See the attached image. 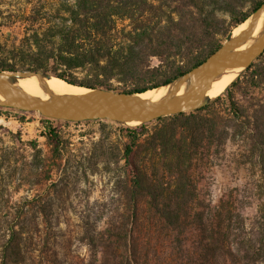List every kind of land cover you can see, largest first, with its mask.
Segmentation results:
<instances>
[{
  "label": "trees",
  "instance_id": "obj_1",
  "mask_svg": "<svg viewBox=\"0 0 264 264\" xmlns=\"http://www.w3.org/2000/svg\"><path fill=\"white\" fill-rule=\"evenodd\" d=\"M262 1L254 0L250 13L243 11V0H59L53 14L34 6L26 18L30 27L22 45L0 59V70L45 73L86 88L145 92L201 63ZM220 13L227 18H218ZM43 18L47 25L33 27ZM152 58L158 63L152 65ZM258 59L244 68L246 84L253 89L264 85V65ZM76 71L84 76L76 77ZM146 77L155 82L139 85ZM238 81L236 77L221 94L195 110L125 130L129 140L123 157L130 174L132 210L137 213L144 197L167 229L179 236L196 231L195 240L183 250L185 264H252L264 259V199L248 220L225 206L215 207V214L191 208L196 191L192 162L202 161L211 146L217 149L243 129L264 175V96L256 99L251 115H246L229 94ZM223 96L228 117L210 107ZM152 122L157 124L148 132L147 124ZM44 135L53 157L59 159L63 141L58 130L45 127ZM29 144L34 146L32 141ZM5 225L0 264H15L21 255L23 226Z\"/></svg>",
  "mask_w": 264,
  "mask_h": 264
},
{
  "label": "rangeland",
  "instance_id": "obj_2",
  "mask_svg": "<svg viewBox=\"0 0 264 264\" xmlns=\"http://www.w3.org/2000/svg\"><path fill=\"white\" fill-rule=\"evenodd\" d=\"M58 2L0 0V59L22 45L30 27L26 18L34 6L53 14ZM253 2L243 0V11L250 13ZM216 16L227 18L221 13ZM46 20L39 19L33 27H44ZM157 63L151 59L152 65ZM257 63L264 65V51ZM244 74L243 68L229 94L239 110L251 115L256 99L264 96V85L248 87ZM74 75L81 78L84 73ZM154 82L146 77L139 85ZM210 107L223 117L230 116L225 96ZM41 116L0 106V258L1 237L9 222L18 228L22 225L24 232L15 264H185L183 250L195 240L196 231L179 236L164 227L144 197L135 214L128 199L125 130L139 123ZM156 124H147V131ZM48 126L56 128L63 141L59 159L53 157L44 135ZM246 131L230 135L217 149L211 146L202 161L192 162L196 184L192 211L215 214V207L225 206L248 220L262 207L264 175ZM143 156L144 152L138 154L136 162ZM252 264H264V259Z\"/></svg>",
  "mask_w": 264,
  "mask_h": 264
},
{
  "label": "water",
  "instance_id": "obj_3",
  "mask_svg": "<svg viewBox=\"0 0 264 264\" xmlns=\"http://www.w3.org/2000/svg\"><path fill=\"white\" fill-rule=\"evenodd\" d=\"M263 9L264 0L246 18L249 19L247 26L237 35L232 36L231 31L220 46L201 63L168 84L159 86L169 85L167 92L159 100L140 96L144 92L128 93L99 87H84L88 89L86 93L54 95L51 99L44 100L19 89L14 83V77L52 75L28 70H0V94L7 99V101L0 100V106L36 111L44 117L66 121L101 118L120 122L140 120V123L195 110L209 100L210 97L206 96L207 87L220 68L230 64L242 65L246 68L264 51V29L248 47L237 49L250 39ZM185 85V90L178 93Z\"/></svg>",
  "mask_w": 264,
  "mask_h": 264
},
{
  "label": "bare ground",
  "instance_id": "obj_4",
  "mask_svg": "<svg viewBox=\"0 0 264 264\" xmlns=\"http://www.w3.org/2000/svg\"><path fill=\"white\" fill-rule=\"evenodd\" d=\"M249 22V19L244 21L235 27L232 31V36L237 35L242 29H244ZM264 29V9L260 14L255 29L250 37V39L242 46L237 49H244L248 47L259 34ZM243 69L242 65H226L220 68L214 75L211 83L208 85L206 90V96L215 97L221 94L224 89L229 85V83L235 79L238 74ZM14 83L16 86L24 91L25 93L40 98L44 100H49L54 95H63V94H81L86 93L88 89L80 87L78 85L68 84L61 79H58L54 76H43L31 75L28 77H14ZM169 85L165 87H158L156 89L147 90L142 93L140 96L150 98L152 100H159L167 92ZM186 88V85L183 86L178 93H182ZM0 100L7 101L5 96L0 94ZM128 125L138 124L141 121H124Z\"/></svg>",
  "mask_w": 264,
  "mask_h": 264
}]
</instances>
